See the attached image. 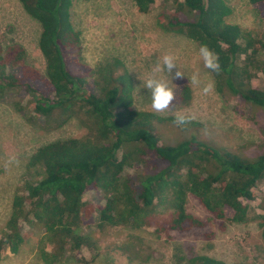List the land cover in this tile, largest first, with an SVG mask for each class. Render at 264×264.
Wrapping results in <instances>:
<instances>
[{
	"label": "trees",
	"instance_id": "trees-1",
	"mask_svg": "<svg viewBox=\"0 0 264 264\" xmlns=\"http://www.w3.org/2000/svg\"><path fill=\"white\" fill-rule=\"evenodd\" d=\"M26 13L42 28L39 49L46 69L27 64L19 45L0 46V102L7 101L27 123L52 132L78 120L81 137L58 140L37 149L16 188L11 215L0 233V259L17 254L39 226L44 235L39 254L45 264H57L67 253L77 258L96 244L87 233L96 225L142 231L153 228L156 239L188 235L207 222L191 213L193 198L222 229L227 224L257 222L264 242V153L246 160L218 150L196 137L166 146L156 126L164 119L134 109L133 83L118 75L110 61L88 75H77L82 65L81 34L72 23L74 0H19ZM141 15L150 14L158 1L155 26L165 34L186 37L199 48L207 45L221 65L211 72L215 89L234 98V112L246 117L247 106L264 111V91L253 80L264 77V31L247 30L231 23L233 9L226 0H131ZM264 22V0H247ZM73 55V56H72ZM175 111L190 106L194 96L187 78L175 79ZM127 169H135L132 176ZM99 194L103 204L85 196ZM93 260L99 255L95 253ZM110 256L109 264H115ZM80 261V259L78 260ZM187 264H225L205 255H193Z\"/></svg>",
	"mask_w": 264,
	"mask_h": 264
},
{
	"label": "rangeland",
	"instance_id": "rangeland-1",
	"mask_svg": "<svg viewBox=\"0 0 264 264\" xmlns=\"http://www.w3.org/2000/svg\"><path fill=\"white\" fill-rule=\"evenodd\" d=\"M233 9L228 21L247 30L264 31V22L257 19L253 7L247 0H226ZM161 9L158 1L148 15L137 12L131 0H74L71 10L72 23L81 34L82 65L73 63L77 75H88L110 61L118 75H124L133 83L134 109L153 112L164 119H174L181 113L191 117V122L178 127L174 121L157 124L156 130L161 142L175 146L181 141L196 137L200 141L224 152H232L246 160H255L264 153V111L247 106L246 117L237 115L234 98H222L216 89L204 95L203 84L214 81L210 70L204 67L198 54L199 48L183 36L165 34L155 26V18ZM41 25L24 10L19 0H0V46L7 49L19 45L27 53V64L41 71L46 69L45 59L39 49ZM165 54L176 57L178 68L185 78L198 72L202 84L194 87L193 100L189 107L179 111L156 113L151 108L150 91L144 82L153 77V69ZM73 56V55H72ZM174 69L155 74L172 87ZM215 83V81H214ZM253 86L264 91V77L253 80ZM85 129L76 119L65 127L52 132L42 131L26 122L23 115L16 113L7 101L0 102V233L7 223L16 188L22 183L30 157L40 147L70 138L81 137ZM135 169H127L125 175L132 176ZM264 183L256 188L260 197ZM86 200L103 204L99 194L91 192ZM188 209L207 222V226L188 235L166 236L156 239L153 228L129 231L124 228L97 230L98 214L94 225L87 233L96 248L82 249L77 258L67 253L66 259L57 264H187L193 255H205L225 264H264V242L257 222L248 224H227L224 229L209 221L208 213L190 198ZM35 234L21 252L7 251L0 264H45L39 254V243L44 230L39 226L28 229ZM99 255L93 260L94 255ZM80 259V261H78Z\"/></svg>",
	"mask_w": 264,
	"mask_h": 264
},
{
	"label": "clouds",
	"instance_id": "clouds-1",
	"mask_svg": "<svg viewBox=\"0 0 264 264\" xmlns=\"http://www.w3.org/2000/svg\"><path fill=\"white\" fill-rule=\"evenodd\" d=\"M198 54L202 58L204 67L206 69L210 70L211 72H215L217 75L220 74L221 65L219 63V58L213 50H211L206 44L200 45ZM174 69L177 70L175 71L174 76H171V80L185 78L184 72H182L177 66L176 57L171 54H165L162 56L161 61L157 63L153 69V77L147 79L144 82V88L148 89L151 94V108L156 113L175 111V92L173 91V88L169 86V83L155 75L166 70L170 76ZM188 81L189 84L194 87H200L202 84L200 74L198 72L193 73L190 78H188ZM201 90L204 95L213 93L215 90L214 81H209L203 84ZM190 122L191 117L181 113L175 114L174 123L176 126L182 127L189 124Z\"/></svg>",
	"mask_w": 264,
	"mask_h": 264
}]
</instances>
